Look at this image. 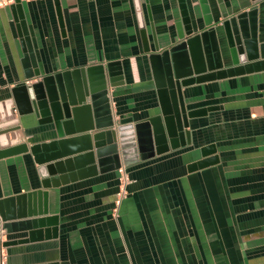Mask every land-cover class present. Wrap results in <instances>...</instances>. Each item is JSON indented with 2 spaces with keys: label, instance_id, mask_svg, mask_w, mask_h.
<instances>
[{
  "label": "crops",
  "instance_id": "crops-1",
  "mask_svg": "<svg viewBox=\"0 0 264 264\" xmlns=\"http://www.w3.org/2000/svg\"><path fill=\"white\" fill-rule=\"evenodd\" d=\"M13 4L0 7V129L13 128L0 150L29 149L0 158V200L29 194L25 207L57 224L8 232V264H264L263 65L183 88L190 143L125 165L132 182L117 217L119 169L79 176L63 165L61 179L53 167L43 186L30 148L59 136L35 112H20L13 93L22 82L99 64L116 80L108 94L114 120H147L161 114L151 55L179 42L187 25L210 24L225 67L235 66L223 11L256 7L264 42V0ZM204 153L212 160L200 165Z\"/></svg>",
  "mask_w": 264,
  "mask_h": 264
},
{
  "label": "water",
  "instance_id": "water-1",
  "mask_svg": "<svg viewBox=\"0 0 264 264\" xmlns=\"http://www.w3.org/2000/svg\"><path fill=\"white\" fill-rule=\"evenodd\" d=\"M16 4L21 5V0H16L13 6ZM223 15L229 53L235 66L225 67L214 27L209 24L207 29L199 31L192 23L187 25L185 32L180 33L179 42L151 55L161 114L147 120H114L108 94L116 80L99 64L76 72L44 76L34 83L17 84L13 93L20 112H35L40 122L53 125L59 136L58 140L30 148L41 165L43 186H50L48 177L54 173L50 174L48 169L53 171V167L60 169L61 179L66 177L63 165L73 173L70 175H92L190 143V113L183 88L224 78L252 66H264V42L258 37L257 8L251 7L231 17L223 11ZM36 75L40 73L26 77L32 79ZM10 131L13 128L0 129V146L3 135ZM28 149L25 144L3 148L0 158ZM209 156L204 153L199 164H208L212 160ZM110 161L113 162L109 164ZM27 196L30 197L22 194L0 200V214L7 232L22 228L34 231L50 224L56 226L54 218H36L39 212L25 207ZM14 200H18L17 209L9 207V202ZM42 213L39 215H46L48 211Z\"/></svg>",
  "mask_w": 264,
  "mask_h": 264
},
{
  "label": "built area",
  "instance_id": "built-area-1",
  "mask_svg": "<svg viewBox=\"0 0 264 264\" xmlns=\"http://www.w3.org/2000/svg\"><path fill=\"white\" fill-rule=\"evenodd\" d=\"M16 0H0V7L15 3ZM23 1V0H21ZM119 190L115 199L114 215L118 216V209L122 201L129 194V185L132 180L129 176L128 170L125 165L119 168ZM7 229L4 226L3 218L0 214V264H8V251L6 247Z\"/></svg>",
  "mask_w": 264,
  "mask_h": 264
}]
</instances>
